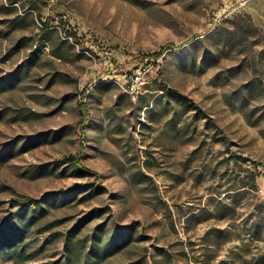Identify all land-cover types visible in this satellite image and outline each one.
Returning <instances> with one entry per match:
<instances>
[{"label":"rangeland","instance_id":"obj_1","mask_svg":"<svg viewBox=\"0 0 264 264\" xmlns=\"http://www.w3.org/2000/svg\"><path fill=\"white\" fill-rule=\"evenodd\" d=\"M166 85L200 111L140 109ZM10 142L6 234L12 199L60 193L22 219L33 255L0 264H254L264 0H0V153ZM79 154L97 178L60 161ZM74 184L87 185L61 193Z\"/></svg>","mask_w":264,"mask_h":264},{"label":"trees","instance_id":"obj_2","mask_svg":"<svg viewBox=\"0 0 264 264\" xmlns=\"http://www.w3.org/2000/svg\"><path fill=\"white\" fill-rule=\"evenodd\" d=\"M169 47L177 49L180 46L169 44L167 46H164L159 51L149 54L148 57H154V59H158L164 54L165 49ZM162 90L163 93L157 95L154 102H151V98L153 97V95L145 94V93L139 94L138 96L139 101H142L145 98L148 99L146 104L140 106V109L146 107V109H149V112H152L153 107L155 103H157V101L163 100L165 98H171L174 100V102L179 103L185 109L193 108L196 111H200V108L195 104L193 99L179 92L178 90L171 88L167 85L164 86ZM87 117L88 115H85V118ZM16 145H17L16 142H10L7 145V147L2 148L0 153L1 158L4 160L7 157H10V155L14 153L15 151L14 149ZM60 161L63 163L67 162L73 165L76 169L81 170L85 173L95 175L96 176L95 178H97L98 176L96 172L86 167L82 163L81 154L69 155L64 157ZM88 184H90V182ZM86 185L87 184H74L69 189L62 190L61 193L68 194L70 191L76 190L78 187H82ZM59 193L60 192H50L49 194L45 195L43 198L17 197L12 199L14 210L12 211L11 215L7 220V226L12 227V234L8 236L5 232L6 227H0V252L6 253L8 257H10L16 262H22L28 260V258L33 255V252H35L36 249L34 248V246L32 248V245L26 242L27 232L23 228L22 219H27V215H31L33 218H36L39 215L43 214L48 208L47 206L49 201L52 200L54 202L58 196L57 194ZM73 234H74L73 231L67 232L68 244L72 240ZM253 262L254 264H264V255H260L257 258H254Z\"/></svg>","mask_w":264,"mask_h":264},{"label":"built area","instance_id":"obj_3","mask_svg":"<svg viewBox=\"0 0 264 264\" xmlns=\"http://www.w3.org/2000/svg\"><path fill=\"white\" fill-rule=\"evenodd\" d=\"M139 79H140V76H139V75H136V76H135V81H134V78H133L132 86H130V89H131V91H132L133 93L137 91V89H135L134 85H135V82H138L137 80H139Z\"/></svg>","mask_w":264,"mask_h":264}]
</instances>
